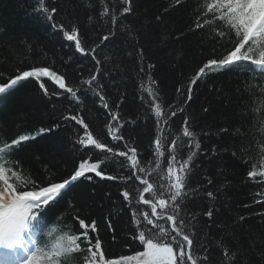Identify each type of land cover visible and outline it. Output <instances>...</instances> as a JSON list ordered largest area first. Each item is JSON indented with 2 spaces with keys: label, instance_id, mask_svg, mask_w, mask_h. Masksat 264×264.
I'll return each mask as SVG.
<instances>
[{
  "label": "trees",
  "instance_id": "1",
  "mask_svg": "<svg viewBox=\"0 0 264 264\" xmlns=\"http://www.w3.org/2000/svg\"><path fill=\"white\" fill-rule=\"evenodd\" d=\"M198 2L184 0L182 5L175 6V0H134L133 13L120 21L116 38L99 49L97 58L104 61L100 82L106 85V99L113 111L119 112L121 122H126L122 129L124 141L119 142L118 148L107 134L110 119L107 110L99 106L91 92L82 97V105L74 102L69 105L63 95L43 93L39 88L41 82L49 93L63 91L47 78L42 81L29 78L6 95H0V133L13 138L20 134L35 135L15 157L24 169L25 179L39 182L51 177L54 182H61L70 178L85 159L104 161L100 170L108 175L126 176L128 162L123 157L80 145L78 140L86 130L63 117L69 115V108L72 115L78 111L94 138L113 147L114 152L124 151V142L136 146L142 164H149L154 160L152 142L159 129L148 104L141 99L142 95L148 97L140 90L142 78L138 69L153 64L151 75L158 82L159 102L165 105V111L167 105L182 106L183 115L194 117L192 123L200 137L202 152H207L197 159L198 167L192 177L193 186L199 185L202 190L186 208V212L197 217L199 235L195 243L208 245V264L227 260L218 241H224L232 253L239 250L238 264H264V215L260 214L264 213V203L255 202L264 201L261 195L264 185L247 177L253 163L258 172L259 165L264 163V80L253 78L240 68L217 70L198 80L191 100L183 102L188 81L202 62L211 58L213 49L220 56L230 47L218 38L213 41L206 31H192V8ZM113 4L119 8V0H109V6ZM36 6V0H0V82H7L18 70L37 66L66 73V83L79 87L81 79L94 70V61L74 54V45L34 12ZM50 6L58 9L57 22L79 25L86 47L99 44L100 38L113 27L107 20L99 21V0H51ZM90 16L93 20H89ZM141 48L143 58L138 53ZM178 87L185 90L184 95L177 93ZM116 104L119 109L114 107ZM183 115L172 117L170 127L161 122L164 134L171 131L175 135L182 126ZM41 128L51 131L37 135ZM164 168L162 160L161 175ZM87 175L92 179L81 177L62 190L37 231L46 230L49 225L55 228L65 225V231L79 232L74 215L80 213L81 218L97 222L107 258L142 251L140 242L133 239L136 233L131 214L120 196L124 185L119 180L101 179L94 173ZM209 179L211 185L207 183ZM206 191H213L215 199L207 198ZM209 207L214 209L211 219L203 215ZM241 216L245 219L240 220ZM83 255L86 253L74 256L69 264H82Z\"/></svg>",
  "mask_w": 264,
  "mask_h": 264
},
{
  "label": "snow or ice",
  "instance_id": "2",
  "mask_svg": "<svg viewBox=\"0 0 264 264\" xmlns=\"http://www.w3.org/2000/svg\"><path fill=\"white\" fill-rule=\"evenodd\" d=\"M50 2L51 0H36L34 12L41 14L53 30L61 32L63 39L74 45V54L92 59L94 70L87 78L81 79L79 87H73L66 83V73L58 74L49 67L33 66L29 70H18V74L8 78L7 82H0V95H6L20 82L29 78L36 81L47 78L54 82L62 92L49 93L44 82L39 84V88L46 96L63 95L69 105L73 102L82 105V97L91 92L99 106L107 110L110 117L107 121V134L118 148L119 142L124 141L122 129L126 122H121L119 112L113 111L106 99V85L100 82V77L104 75L101 71L104 61L97 57L99 49L116 38L120 21L133 13L134 0H119V8L115 4L109 6V0H99V21L107 20L113 27L100 38L99 44L90 48L82 41L78 24L66 25L56 21L59 12L57 7L50 6ZM183 2L184 0H175V6H180ZM192 12V31H206L213 41L218 38L226 41L230 47H226L220 56L215 55L213 49L211 58L202 62L188 81L184 103L191 100L197 81L210 72L240 68L249 72L253 78L264 80V0H199L193 6ZM89 20H93V17L90 16ZM138 53L143 58L142 48ZM68 62H71V57ZM143 63L141 59V64ZM154 67L153 64H147L146 67L141 66L138 69L142 78L140 90L148 97L145 99L142 95L141 99L148 104L159 129L152 142L154 160L149 164H142L141 154L136 146H129L124 142L125 150L114 152L113 147L94 138L92 132L87 131L88 124L78 111L72 115V109L69 108V115L63 117L65 120L75 121L86 130L78 140L80 145L86 148L92 146L111 155L123 157L128 162L126 171L129 174L126 176L108 175L100 170L104 161L90 162L85 159L79 163L70 178L61 182H54L51 177L39 182L25 179L24 169L15 157L26 142L35 139V135L20 134L13 138L0 133V264H69L71 258L81 253H86L82 256V264H208V245L197 246L195 243L199 235L197 217L186 212L190 200L202 190L199 185L193 186L192 177L195 174L194 169L198 167L197 159L202 154L207 155V152H202L200 137L192 123L194 117L183 115L182 106L167 105L165 111V105L159 102L158 82L151 75ZM144 77L147 78L146 81ZM177 93L184 95L185 90L178 87ZM114 107L119 109V104ZM204 111L207 112L208 109L205 108ZM178 114L183 115L181 128L175 135L171 131L164 134V129L160 128L161 122L170 127L171 118ZM48 131L51 129L41 128L37 135ZM185 152L187 155L183 156ZM249 159L244 162L249 163ZM162 160L166 168L161 175ZM152 164L155 165L154 168L151 167ZM256 167L253 163L247 177L254 183L264 185V163L259 165V172L255 170ZM87 173H94L101 179L119 180L124 185L120 196L131 214V224L136 233L133 239L140 242L142 251H136L133 255L107 258L97 231V222H89L86 217L81 218L80 213L74 215L81 229L79 232L65 231V225L59 228L49 225L46 230L37 231L42 226V218L47 215V209L51 203L56 202L62 190L81 177L91 180L92 176H86ZM207 183L211 185V179ZM206 196L211 200L215 199L213 191H206ZM213 214L212 207L203 213L209 219ZM244 219L245 217H240V220ZM194 221L197 223H193ZM108 226L111 227L110 221ZM217 243L227 258L222 264H238L236 257L239 250L232 253L224 241Z\"/></svg>",
  "mask_w": 264,
  "mask_h": 264
}]
</instances>
